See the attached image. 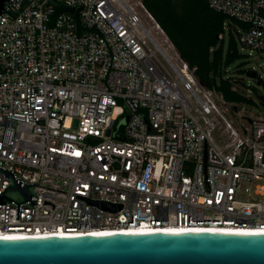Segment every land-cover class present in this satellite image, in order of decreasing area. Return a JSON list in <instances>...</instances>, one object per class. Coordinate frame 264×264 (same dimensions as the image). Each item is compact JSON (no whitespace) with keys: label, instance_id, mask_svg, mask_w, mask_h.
Returning a JSON list of instances; mask_svg holds the SVG:
<instances>
[{"label":"built area","instance_id":"built-area-1","mask_svg":"<svg viewBox=\"0 0 264 264\" xmlns=\"http://www.w3.org/2000/svg\"><path fill=\"white\" fill-rule=\"evenodd\" d=\"M47 1L7 0L0 12V165L36 196L18 218L0 203V232L264 227V116L236 125L141 0H55L78 9V29L67 11L48 26ZM205 1L227 17L217 38L229 29L264 60V29L251 26L264 28V0Z\"/></svg>","mask_w":264,"mask_h":264},{"label":"water","instance_id":"water-1","mask_svg":"<svg viewBox=\"0 0 264 264\" xmlns=\"http://www.w3.org/2000/svg\"><path fill=\"white\" fill-rule=\"evenodd\" d=\"M4 1L7 0H0V12ZM47 3L53 8L48 26L52 25L56 14L67 11L72 12L76 29L80 27L77 8L55 0ZM244 74L254 78L256 85L264 87V80L253 68H246ZM256 96L258 103L264 105L262 95L256 93ZM75 122L74 119L73 125ZM113 134L123 137L117 132ZM0 172L8 177V184L0 190V203L11 201L16 204L15 218H18L20 204L31 207L36 202L34 183L1 165ZM92 203L103 209H115L114 204L106 201L94 200ZM0 264H264V232H106L0 238Z\"/></svg>","mask_w":264,"mask_h":264},{"label":"trees","instance_id":"trees-1","mask_svg":"<svg viewBox=\"0 0 264 264\" xmlns=\"http://www.w3.org/2000/svg\"><path fill=\"white\" fill-rule=\"evenodd\" d=\"M141 3L178 55L195 66L194 74L201 84L220 93L231 104L254 103L233 86L235 80L229 75L231 65L244 56L233 33L228 29L221 39L217 38L226 16L208 7L205 0H141ZM241 65L242 62L236 63V72H243Z\"/></svg>","mask_w":264,"mask_h":264},{"label":"rangeland","instance_id":"rangeland-1","mask_svg":"<svg viewBox=\"0 0 264 264\" xmlns=\"http://www.w3.org/2000/svg\"><path fill=\"white\" fill-rule=\"evenodd\" d=\"M134 9L138 13L139 17L143 21L146 28L149 30L151 35L161 44L163 48L167 51V53L171 56L174 61H177L175 56V52L168 45V42L164 40L163 35L153 26L152 22L147 19L144 10L138 5L134 6ZM239 51L244 54V56L238 60H236L229 69V75L234 79L233 86L244 93L246 96H249L253 100V104L246 103H232L235 107L231 108L232 104L224 101L222 98L218 99V103L222 108H226L227 116L236 124H245L246 120L253 114H259L264 116V105L258 103V99L256 93L261 94L264 98V89L259 84H255V79L248 77L244 74V70L248 67L253 68L258 75L264 80V60L263 58L256 52H252L250 55H247V49L241 48L238 46ZM242 62V68H244L243 72H236L237 69L234 67L236 63ZM254 86V87H252ZM124 117L120 118L117 123H123Z\"/></svg>","mask_w":264,"mask_h":264},{"label":"bare ground","instance_id":"bare-ground-1","mask_svg":"<svg viewBox=\"0 0 264 264\" xmlns=\"http://www.w3.org/2000/svg\"><path fill=\"white\" fill-rule=\"evenodd\" d=\"M197 230H207V231H231V232H264V227L256 226V227H200V226H167L162 228H145L141 226H121L117 228H106V229H89L86 232H69L65 233L63 231H56L51 233H35V234H27L24 232L17 231H8V232H0V238H22V237H32V236H73V235H84V234H95V233H106V232H127V233H141V232H157V231H197Z\"/></svg>","mask_w":264,"mask_h":264},{"label":"flooded vegetation","instance_id":"flooded-vegetation-1","mask_svg":"<svg viewBox=\"0 0 264 264\" xmlns=\"http://www.w3.org/2000/svg\"><path fill=\"white\" fill-rule=\"evenodd\" d=\"M260 85V84H259ZM261 86V85H260ZM262 88L264 89V87L262 86Z\"/></svg>","mask_w":264,"mask_h":264}]
</instances>
